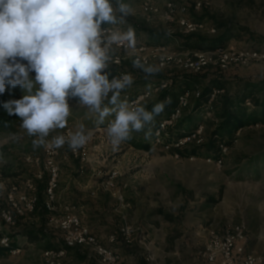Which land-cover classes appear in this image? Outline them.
Masks as SVG:
<instances>
[{"label":"rangeland","instance_id":"rangeland-1","mask_svg":"<svg viewBox=\"0 0 264 264\" xmlns=\"http://www.w3.org/2000/svg\"><path fill=\"white\" fill-rule=\"evenodd\" d=\"M145 1L123 0L129 5L131 13L117 25L123 31H127L129 27L134 29L137 45L165 46L169 52L178 51L180 44L172 37L181 33L174 29V24L160 18L148 20L143 12ZM164 1L153 0L161 8ZM184 1L190 5L189 16L194 21L204 22L216 28L215 34L198 33L199 35H220L217 24L226 23L235 35L229 43L238 48L264 46V0H203L204 4L200 10L192 8L194 0ZM112 3L115 8L117 0H112ZM117 15L119 16L118 12ZM123 55V69L130 72L133 80L130 88L152 86L162 81L175 80L180 75L177 69L164 70L155 62L151 66L157 67L159 71L147 75L141 69L132 68V57L129 54L124 52ZM29 75L34 80L35 73L30 72ZM199 78L200 89H204L212 81L221 80L226 84L225 94L235 95L246 81H264V64L246 68L232 67L225 72L212 67L201 73ZM35 90L34 87L33 91ZM161 93L157 92L151 101L156 100ZM3 94L9 101L20 99L27 93L19 85L13 88L6 83ZM68 102L71 112L67 125L74 129L73 132L78 131L81 124L84 125L91 140L93 162L86 166L82 174H76L78 163L65 143L57 160L64 163L70 161L69 166L62 164L63 179L73 180L70 181L69 188L64 181L61 191H70L73 194L76 192L75 197L70 196L65 201L76 204L77 207L79 205L77 211L83 224L90 227L101 242L105 244L106 239L113 236L115 242L124 244L119 232L121 227L127 224L135 229L133 241L129 246L136 248L135 250L145 258L148 254H154L142 248L140 241L146 245L151 243L150 233L152 226L156 224L178 240L180 258L194 252V257L202 260L200 253L205 251L212 235H223L225 229L243 225L247 235L246 250L260 253L264 249V124L258 123L237 132L227 144L228 152L221 167H218L215 163L207 161L212 156L206 149H199L196 155L190 154L196 145L180 149L179 157L153 148L151 144L149 150L137 148L132 144V141H138V132L135 131L131 133L129 140L114 149L103 130L104 125L114 119V115L99 123L98 113L79 105L78 98L69 97ZM253 103L248 107L250 111L256 109ZM183 118L206 121L202 110L194 106L185 111ZM21 123L16 126L15 133L0 131V239L9 237L10 242L13 241L22 248V252L13 255L10 251H1L0 264H48L43 256L45 251L64 247V233L56 221L50 222L52 217H62L63 212L58 210L51 213L47 221L39 214L28 213L17 216V223L11 226L6 225L1 215V209L8 207V195L14 186L24 187L27 179L37 183L34 178L36 167L26 162V158L41 156L43 146L33 147L32 142L36 137L29 136L21 127ZM189 125L191 128L188 131L196 129L195 125L188 122L182 132L187 131ZM213 129L204 125V142L208 141L209 133ZM175 131L179 132L178 124ZM62 134V129H56L50 132L46 141ZM113 169L120 172L117 189L112 192L100 191L97 196L92 197L90 193L96 184L105 180ZM75 179L76 182L86 184V188L77 190V183L73 182ZM124 182L128 184L126 189L122 187ZM212 199L221 200L212 203ZM99 227H105V231H100ZM29 230L36 233L39 231L41 236L29 239L26 234ZM67 258L68 256L64 264L68 263ZM93 264H96L94 259Z\"/></svg>","mask_w":264,"mask_h":264},{"label":"clouds","instance_id":"clouds-1","mask_svg":"<svg viewBox=\"0 0 264 264\" xmlns=\"http://www.w3.org/2000/svg\"><path fill=\"white\" fill-rule=\"evenodd\" d=\"M130 13L123 0H117L115 8L112 0H0V94L6 83L27 93L3 103V108L18 116L27 134L36 137L34 148H60L67 142L75 151L88 142L83 124L67 141L63 135L46 141L50 132L66 127L69 97L98 113L99 123L114 115L106 129L114 149L133 131L144 130L171 103L170 99L158 103L151 111L141 105L131 107L120 95L131 86L132 77L109 79L113 45L134 49L136 38L131 27L122 32L102 29L101 24L123 22ZM133 66L147 75L159 71L139 58ZM30 72L35 73L34 80ZM150 134L151 129L145 133Z\"/></svg>","mask_w":264,"mask_h":264},{"label":"built area","instance_id":"built-area-1","mask_svg":"<svg viewBox=\"0 0 264 264\" xmlns=\"http://www.w3.org/2000/svg\"><path fill=\"white\" fill-rule=\"evenodd\" d=\"M203 0H194L192 8L200 10L203 7ZM143 12L147 19L160 18L170 24H174L181 35H192L198 33L215 34L216 28L204 22H196L190 16V5L184 0H165L163 7L157 6L153 0H146L143 4ZM102 29L110 30H123L115 25L101 26ZM173 32V31H172ZM129 54L133 69H139L133 66V61L137 58L142 63L152 65L155 62L159 68L164 70L177 69L180 74L198 75L204 71L214 67L215 69L225 72L232 67H248L251 65L264 64V46L258 48L244 47L238 48L233 43H228L224 47H219L214 51H174L169 52L165 46H148L145 44L137 45L133 48L124 46L113 45L112 60L109 62L108 74L114 73L113 77L119 78L125 74L130 75V72L123 69L124 55ZM131 76V75H130ZM174 80L162 81V83L153 84L149 89L131 93L128 88L121 92L120 97L122 100H127L131 107L137 105L143 106L150 102L157 92H162L169 89L173 85ZM226 93V89L214 88L210 94L208 106L205 107L203 112L205 119L212 118L215 114L211 110V104L219 97ZM202 90L200 87L195 90H186L178 98L177 105L174 110L169 114L168 118L160 120L154 130L150 144L153 148H157L164 152H169L176 157H179V150L190 145L200 146L204 143V125H199L196 129L191 131H183L181 134L175 131V126L182 119L185 111L191 109L198 98L201 97ZM107 102V101H105ZM247 107H251L252 103L247 100L245 102ZM109 123L103 127L104 133ZM63 130V136L66 141L71 133H74L69 125ZM239 129L237 132H240ZM107 136V134H106ZM49 140L47 142H51ZM68 145V143L66 142ZM69 146V145H68ZM60 148L45 147L42 148L41 156H28L26 162L36 167V174L34 178L37 181L42 180L47 176V185L45 189V207L51 212L55 213L57 192L59 189L60 181V165L58 157L60 156ZM70 154L74 157L75 161L79 162V173H83L86 166L91 164V140L77 150H72L68 147ZM220 156L215 159L208 158V162L215 163L221 167L225 154L228 152L227 144L220 143ZM120 172L113 169L109 172L108 177L99 182L97 187L91 191V196L95 197L100 191L112 192L117 189L119 182ZM14 186L8 195V207L1 209V215L6 225H15V217L33 213L37 204V186L32 179H27L24 187ZM122 187L125 189L128 184L124 182ZM24 189V190H23ZM63 216L60 218L52 217L50 222H57L58 226L64 233V247L46 250L44 259L48 264H64L68 251L78 248H88L92 257L96 258L99 264H121L120 255L112 247L105 245L97 236L92 232L90 227L83 224L81 217L78 214L77 207L72 204L63 207ZM120 237L124 244L129 246L135 234V229L125 224L120 229ZM246 234L243 225H235L225 229L223 235H212L205 251L200 255L202 260L207 264H264V249L260 253H252L246 250ZM115 237H111V242H115ZM0 246L9 247L10 238L2 237L0 239ZM10 252L13 255L20 254L22 248L18 245ZM146 261L149 264H166L158 260L154 255L148 254Z\"/></svg>","mask_w":264,"mask_h":264},{"label":"trees","instance_id":"trees-1","mask_svg":"<svg viewBox=\"0 0 264 264\" xmlns=\"http://www.w3.org/2000/svg\"><path fill=\"white\" fill-rule=\"evenodd\" d=\"M217 27L221 33L215 37H205L199 34L192 35H179L172 37L174 40L179 42V51H214L219 47L226 46L234 37L233 30L226 23H218ZM114 73H112L113 75ZM109 78L112 77L111 73L108 74ZM199 75L191 74H180L175 78L173 85L162 91L159 97L151 102L144 104L143 106L146 110L151 111L153 107L161 102H167L169 99L171 103H166L164 110L159 114L154 116V120L145 126L144 130L138 132V141H132L133 146L140 148L142 150L150 149V139L157 123L160 120L169 117V114L174 110L177 105L178 98L186 90H195L200 86ZM214 88L226 89V84L221 82V80L212 81L207 87L202 90L201 97L194 102V108L202 110V114L205 111V107L208 106V101L210 94ZM129 90V88L127 89ZM130 91V90H129ZM131 92V91H130ZM132 93V92H131ZM264 81H259L257 83L244 82V86L240 87V90L235 94H225L219 97L215 102L211 104V110L214 112V116L210 119H191L183 118L179 121V133L182 132L186 124H193L196 127L198 124H202L208 127H213V131L209 133L208 141L204 142L200 146H193V150L190 154L196 155L199 149H206L207 153L213 158L217 159L220 156L219 144L225 143L229 144L235 137L239 129H244L246 127L254 126L258 123L264 124ZM121 98V97H120ZM122 99V98H121ZM249 100L251 103L256 105V109L250 111L245 105V102ZM8 99L4 94H0V131L15 133L17 132L16 126L21 123V120L16 115H8L6 110L3 108V103L7 102ZM190 125L187 126L186 132L190 129ZM151 129V134L146 136L145 133ZM182 153V152H181ZM184 155V153H182ZM47 185V176L42 180L37 181V204L35 211L31 214H39L44 221H47L51 216L45 207V189ZM221 199H212V203H218ZM18 217H15L17 223ZM40 231V229H39ZM37 231H26L27 237L29 239L37 238L41 236V233ZM18 245L13 241L10 242L9 247L0 246V252L10 251Z\"/></svg>","mask_w":264,"mask_h":264},{"label":"crops","instance_id":"crops-1","mask_svg":"<svg viewBox=\"0 0 264 264\" xmlns=\"http://www.w3.org/2000/svg\"><path fill=\"white\" fill-rule=\"evenodd\" d=\"M102 26V25H101ZM151 86H145L141 88H130L129 90L133 93L136 94L138 92L145 91L149 89ZM151 102V101H150ZM73 159V158H72ZM77 161V160H76ZM75 161V162H76ZM59 165H60V181H59V189L57 192V201L55 203L56 208L60 211H63V207L65 205H68L70 203H67L65 200L66 198L75 197L76 192L73 194L72 192H63L61 191V186H63V182L66 181V187L69 188L70 186V181L73 180H65L64 174H63V166H69L70 161H66L65 163L62 160H59ZM93 162V160L90 161V163ZM78 165L75 169V173L79 174V162L77 161ZM64 164V165H62ZM62 165V166H61ZM68 172V169H66ZM72 172V170H71ZM69 176V175H68ZM67 176V177H68ZM70 177V176H69ZM69 179V178H67ZM69 181V182H68ZM77 180L75 179L73 182L77 183V190H84L83 187L86 188V184H81L80 182H76ZM90 186V185H89ZM97 187V184H96ZM95 187V188H96ZM94 188V189H95ZM73 206H76L73 205ZM77 207V206H76ZM79 208V205L77 209ZM80 208H83L80 206ZM153 230L150 233L151 237V243L150 244H145L142 241H140V244L142 245V248H145L146 251H152L155 257L159 258L161 262H165L166 264H207L205 263L204 260H201L200 258L194 257V252L190 253L187 257H179V242L178 240L174 239V237L170 236V232L161 229L158 227V225L154 224ZM105 227H99L98 229L100 231H105ZM172 237V238H171ZM105 245L112 247L114 250L117 251V253L121 256V264H149L146 261V257H142V254L138 253L133 246H127L124 245L120 242H111V237L106 239ZM59 248V247H58ZM69 255L68 258L66 259V263L70 264H79V263H88V264H93V259L96 261V264H99L96 258L92 257L91 252L88 248H78V249H73L69 250L68 252ZM189 254V253H188ZM67 263V264H68Z\"/></svg>","mask_w":264,"mask_h":264}]
</instances>
